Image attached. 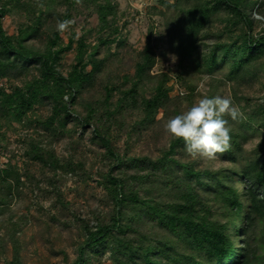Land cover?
<instances>
[{
    "label": "trees",
    "instance_id": "1",
    "mask_svg": "<svg viewBox=\"0 0 264 264\" xmlns=\"http://www.w3.org/2000/svg\"><path fill=\"white\" fill-rule=\"evenodd\" d=\"M82 3L88 9L91 6L96 9L99 31L118 34L116 4L111 0H82ZM60 5L66 6L63 13L56 9ZM76 5V0H0V80H24L21 87L13 86L10 92L0 88V117L27 125L32 123L28 115L37 106L48 105L51 114L36 121L38 126L57 136L64 134L72 121L83 129L95 124V139L113 162V168L103 175L101 182L112 205L110 215L107 220L96 218L93 226L77 219L83 225L84 240L72 264H92L91 256L104 252L110 254L111 264H255L260 256L259 248L264 246V141L258 144L254 159L241 165L239 162L245 155L242 145L249 140L248 132L264 130V102L252 112H245V120L238 129L229 123L231 148L222 159L226 167L197 168L194 162L176 159L175 156L183 153L185 142L174 138L154 162L150 160L146 164L145 159L120 157L108 133L110 125H100L102 116L96 117V109L88 106V113L82 119L75 117L73 109L78 96L101 71L103 61L96 58L99 46L110 45L117 39L102 37L91 47L84 36L75 41L73 33L64 46L62 35L56 28H50L43 49L29 44L42 35L44 16L52 15L60 21L71 19ZM256 5L258 0H175L172 6L178 13L165 28L168 41L182 54L180 67L184 69V59L190 58L197 73L213 76L221 65H226L229 72L225 78L237 83L257 67H263L264 31L255 34V22L250 17ZM13 8L24 10L30 23H23L17 35L9 36L2 20ZM220 14L230 33L236 31L235 37L229 42L217 41L209 50L199 52L198 41L207 35V25L215 17L220 18ZM153 35L151 27L134 75L124 76V83L129 82L130 87L125 90L105 87L103 104L107 121L138 108L143 115L139 124L144 126L153 123L159 112L167 111L174 102L173 87L169 85L171 77L167 73H151L157 62ZM71 49L75 50V64L64 75L59 70L61 57ZM88 67H91L89 71ZM32 69L35 74H31ZM185 71L177 79L187 84L183 78ZM149 84L150 97H139ZM187 89L191 106L196 87L187 84ZM116 92L119 98L113 104ZM245 101L247 105L250 103ZM174 114L180 111L174 109ZM28 146L26 156L54 174L58 170L74 173L81 165L61 164L54 152L38 142L30 141ZM124 166L134 173L127 178L113 175L114 171L126 174ZM3 174L9 177L10 173ZM6 191L10 193L9 184ZM0 204L6 202L2 200ZM146 226L150 229L145 230ZM13 264H18L17 256Z\"/></svg>",
    "mask_w": 264,
    "mask_h": 264
},
{
    "label": "rangeland",
    "instance_id": "2",
    "mask_svg": "<svg viewBox=\"0 0 264 264\" xmlns=\"http://www.w3.org/2000/svg\"><path fill=\"white\" fill-rule=\"evenodd\" d=\"M111 1L117 5L115 26L118 28V34L111 35L110 30L99 31L96 9L93 6L88 9L81 3L72 9L70 20L74 19L75 23L62 35V39L65 46L71 34L75 33V41L84 36L86 43L91 47L98 44L102 37L117 39L110 45L99 46L96 58L103 61L101 71L78 96L73 109L75 117L78 116L80 119L88 113V106L96 109V117L102 116L100 125L107 127L110 125L108 133L114 150L120 157L145 159L146 164L150 160L156 161L162 156L163 151L169 148L173 139L166 134L164 125L169 118L175 116L174 109L181 113L203 95L228 96L232 99L234 106L242 113L237 121L226 117L233 129H238V125L245 120V112H252L256 105L264 102V59L263 67H257V70L238 83L225 78L229 72L226 65H221L222 68L213 76L197 73L190 58L184 59L182 63L184 69L180 67L182 54L175 44L171 45L168 41L169 36L166 37L165 28L174 21L178 13L172 6L175 0H163L169 4L168 6L161 4L159 0ZM56 9L63 13L66 6L60 5ZM254 9L264 10V0H258V5L251 12ZM222 17L223 14H220V18L215 17L212 19L213 22L207 25V35L197 43L199 52L209 50L217 41L229 42L235 37L236 31L230 33V28ZM57 21L52 15L44 16L42 35L29 44L43 49L49 29H55ZM2 22L9 36L17 35L23 23H30L29 17L21 8H13ZM151 27L154 28L152 40L156 43L157 60L151 73L152 75L167 73L171 77L169 85L173 87L171 98L174 102L170 103V109L167 111H160L153 123L144 126L139 124L143 115L138 108L116 116L115 120L107 121L106 107L103 104L105 87L116 86L122 90L130 87L129 82L124 83V76L134 75L139 53L145 47ZM254 32L257 35L261 34V31ZM119 41L124 42L119 45ZM60 64L59 70L66 75L75 64V50L63 53ZM90 69L91 67H88L87 70ZM182 71L186 72L183 78L187 84L196 87L191 106L187 100L189 96L187 84L177 79ZM32 73L36 72L32 69ZM23 81L1 79L0 88L10 92L13 86L21 87ZM201 84L204 86L201 87ZM150 88L149 84L140 92L139 97L149 98ZM118 98L116 92L112 103L115 104ZM245 100H249L250 103L247 105ZM50 114L48 105H39L28 115L32 123L27 125L8 122L7 119L0 117V202L2 200L6 202L5 205L0 204V264H13L15 256L18 258V264H72L77 259L79 246L84 240L83 225L77 219L93 226L96 218L107 220L112 210L101 182L103 175L108 174L113 168V162L106 155V149L95 139L93 130L96 125L91 124L83 129L82 126H77V122L72 121L67 124L64 134L52 136L36 123L38 120L46 119ZM248 134L249 140L242 145L245 155L240 159V165L254 159L258 144L264 141V130L258 129V132L251 131ZM30 141L38 142L44 149L54 152L61 164L71 162L76 166L81 165L74 173L58 170L54 174L39 161L26 156ZM183 153L175 156L176 159L194 162L197 168L218 169L227 165L222 160L223 155L217 160L203 162L199 159L192 160L185 151ZM129 169L131 168H127L126 174L114 171L113 175L127 178L134 173V170ZM4 171L10 173L9 177L3 174ZM2 178L6 180L5 183L2 182ZM51 181L57 182L52 185ZM8 184L10 193L6 191ZM239 188H242V184ZM149 229V226L145 227V230ZM259 249L260 256L255 264H264V246H260ZM89 255L87 251L86 256ZM91 258L92 264H111L108 252Z\"/></svg>",
    "mask_w": 264,
    "mask_h": 264
},
{
    "label": "clouds",
    "instance_id": "3",
    "mask_svg": "<svg viewBox=\"0 0 264 264\" xmlns=\"http://www.w3.org/2000/svg\"><path fill=\"white\" fill-rule=\"evenodd\" d=\"M76 3L81 4L82 0ZM251 18L255 22L254 31H264V10L254 9ZM74 23V19L58 20L56 31L63 35ZM241 116L230 97L203 95L187 110L169 118L164 130L168 136L185 142L184 151L192 160L214 161L231 148V127L226 117L237 121Z\"/></svg>",
    "mask_w": 264,
    "mask_h": 264
}]
</instances>
